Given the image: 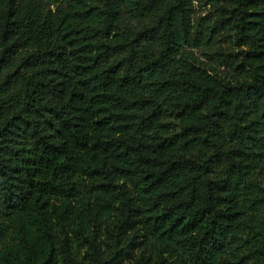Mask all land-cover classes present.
<instances>
[{"label": "trees", "instance_id": "trees-1", "mask_svg": "<svg viewBox=\"0 0 264 264\" xmlns=\"http://www.w3.org/2000/svg\"><path fill=\"white\" fill-rule=\"evenodd\" d=\"M194 1L0 0V264H264V0L228 78Z\"/></svg>", "mask_w": 264, "mask_h": 264}, {"label": "rangeland", "instance_id": "rangeland-1", "mask_svg": "<svg viewBox=\"0 0 264 264\" xmlns=\"http://www.w3.org/2000/svg\"><path fill=\"white\" fill-rule=\"evenodd\" d=\"M232 0H195L193 16L192 42L197 48H187L185 54L190 62L203 65L204 68L231 77L232 71L221 67L223 56L227 54H241L246 47L239 45L235 39V32L225 21L232 10ZM155 19V18H154ZM152 18H143V28L154 21ZM127 20V18H126ZM128 23V20H127ZM136 28V24L134 23ZM163 125L174 134L179 132V123L176 113L169 111Z\"/></svg>", "mask_w": 264, "mask_h": 264}]
</instances>
